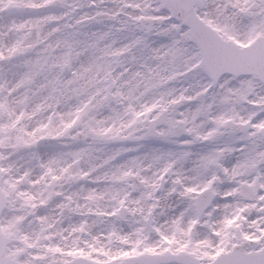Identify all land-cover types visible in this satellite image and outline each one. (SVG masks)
<instances>
[{"label":"snow or ice","instance_id":"1","mask_svg":"<svg viewBox=\"0 0 264 264\" xmlns=\"http://www.w3.org/2000/svg\"><path fill=\"white\" fill-rule=\"evenodd\" d=\"M0 264H264V0H0Z\"/></svg>","mask_w":264,"mask_h":264}]
</instances>
